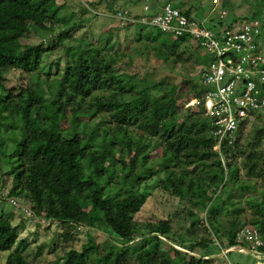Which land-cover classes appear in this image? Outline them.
<instances>
[{
	"label": "trees",
	"instance_id": "1",
	"mask_svg": "<svg viewBox=\"0 0 264 264\" xmlns=\"http://www.w3.org/2000/svg\"><path fill=\"white\" fill-rule=\"evenodd\" d=\"M228 2L221 0L219 8L225 10ZM112 4H106L110 13ZM96 6L85 4L82 12ZM178 6L191 17V4ZM57 9L55 0H0V150L10 160L7 171L0 167L2 200H16V207L9 204L16 211L30 204L35 216L30 219L72 225L78 231L94 230L122 242L106 240L98 246L88 236L81 251L65 252L61 264H125L131 259L135 264H212L209 257L226 249L251 252V245L237 236L252 228L264 236V129L246 132L252 122L238 129L234 142L222 145V162L213 150V128L203 109L177 105L204 91L199 72L207 65L208 55L188 37L160 32L146 34L144 41L149 44L134 47L131 53L119 49L112 33L105 38L101 34L100 46L71 40L72 29L54 40L51 26L62 21ZM212 17L210 26L216 20ZM258 17L254 13L243 20ZM30 33L63 45L59 78L39 81L44 56H51L54 45L45 49L42 43H22ZM149 49L157 61L183 68L193 59L190 74L176 78L144 65L132 72L134 59L148 57ZM59 64L54 61V75L59 74ZM12 70L32 74L33 84L17 92L7 89V74ZM50 72L51 67L46 77ZM100 123L106 126L100 128ZM10 129H20L22 137L7 155L4 137ZM128 129H136L138 136H128ZM117 139L124 140L123 147L116 146ZM151 152H158L159 157L151 160ZM156 175L164 192L197 201L196 210L188 213L196 219L192 226L204 220L214 237L225 240V246L205 239L178 242L169 237L167 221L139 224L134 220L146 200V188L140 187ZM228 185L240 193L252 187L256 191L246 198L250 220L243 216L239 200L222 199L220 192ZM224 205L231 210L227 222L220 219ZM200 212L204 219L198 217ZM11 219L0 213V252L9 253L3 264H31L23 255L27 243L18 241ZM164 239L173 245L159 251ZM255 251L264 255V244Z\"/></svg>",
	"mask_w": 264,
	"mask_h": 264
},
{
	"label": "rangeland",
	"instance_id": "2",
	"mask_svg": "<svg viewBox=\"0 0 264 264\" xmlns=\"http://www.w3.org/2000/svg\"><path fill=\"white\" fill-rule=\"evenodd\" d=\"M55 1L58 5V16H60L64 22L61 21L52 24L51 29L54 40L61 32L72 29V33L69 37L71 40L84 39L90 41L96 46H100L101 43L99 40L101 34H103L102 37L105 38L108 33H112L115 38L114 43L116 42L118 44L119 49L123 51V53H131L134 47L142 48V44H149V42L144 41V36L146 34H156L158 32L155 29L148 27L139 29L137 26L123 28L117 26V22L111 18L110 11L106 8L107 3H113L112 0ZM133 1L136 2L134 5L130 3V0H117L114 4H112L113 6L111 5L110 7L111 9L113 8L112 10L125 9L130 11L132 14L142 15V1ZM163 1L165 0H161V2ZM212 1L213 0H170L171 4L176 7H179L178 5L181 6V3L186 5L191 4L193 6L191 18L199 22H202L204 20L203 18L210 13L213 5ZM89 3L97 4L96 9L90 8V10L86 13H83V7L85 4ZM216 10L219 12L222 9L217 8ZM225 10L228 13L226 18L227 22L231 20L232 17L243 20L244 17H252L254 13H257L259 15L258 20L264 23V0H229ZM212 16H217V14L213 13L209 15L210 19L213 18ZM214 22H217V19ZM204 24L208 28H212L208 25L207 21H205ZM21 42L33 45L42 43L45 49L54 45L53 50L51 51V56H44L43 63L41 64V68L38 72L39 81L43 83L45 80H53L60 77V72L62 71L61 68L64 63V60L62 59L63 45L58 43L55 45L48 39L42 40L33 33L26 35ZM260 51L264 56V36L260 39ZM134 60L133 68H131L132 72L138 71L137 68L141 69L142 65H144L146 68L150 69L158 68L163 73L175 76L176 78H178L179 75L187 76L190 74V67L194 62L192 59L190 64L186 65L185 68L180 65L175 66L170 63H162V61L160 62L155 59L152 49H149L148 57L143 55L139 58H135ZM54 61H59L60 63L58 75L53 74ZM50 67L51 72L48 78L46 77V73H48ZM196 69L198 68L196 67L195 71H197ZM33 82L34 77L32 74L22 73L19 70H12L7 74L5 87L17 92L24 87L32 85ZM184 101V99L179 100L177 105H180V103L183 104ZM183 109L186 108L183 106ZM103 116L109 117L107 114ZM96 121L99 122V118L96 117L95 122ZM104 126H106L104 123H100V128H103ZM255 128L264 129V119H256L252 122L248 129H245V131L251 132ZM110 130L112 131V129ZM101 131L102 129L99 130V133H101ZM128 131V136H138V131L136 129H128ZM21 137L22 132L20 129H10L6 132L4 138H6L7 141L4 147H7V155L10 153V150L14 148L15 143L20 140ZM128 138L129 137L126 139ZM86 140H88V137ZM116 141L117 147L120 148L124 146V140L117 139ZM157 157H159L158 152H151V160ZM9 161L10 160L7 158L2 157V151L0 150V167H2V170L7 171L10 168ZM138 168L139 167L135 169L136 172L139 171ZM116 179L118 180V177L114 180ZM159 179V175L153 176L151 180L143 183L140 187V189H143L144 187L146 188V200L140 211L135 215L134 220L139 224L158 223L159 221L165 220L170 225L169 237L178 242L184 241L186 243H197L201 239H205L206 241H211L225 246V240L220 237H214L204 220L202 222L195 221V225L192 226L191 223L195 217H189L188 213L191 210L193 212L196 210L197 201H193V199L191 200L190 198L181 200L170 195L168 192H164L159 187ZM242 179H244V177L241 178V180ZM253 184H255V182L250 181V185ZM252 188L247 192L240 193L237 192L234 186L228 185L222 189L220 193L222 194V199L232 198L234 200H239L241 202V207L243 208V216L250 220L252 213L248 209L246 198L253 197L256 194V191ZM7 189L5 190L8 191ZM256 189H260L259 184L256 186ZM228 194H230V196H228ZM218 202L217 206L221 203L220 201ZM26 206L30 208V204H26ZM223 210L224 211L222 212V215H220V219L222 222H227L230 217L227 213L231 212L229 205H224ZM1 212L6 216L12 217L11 223L17 228L18 241H26L27 246L23 255L31 264H61L65 252L70 249L81 251L83 246L87 243L88 236H91L92 239H94L95 244L98 246H101V244L106 240L122 245L121 241L109 238L107 235L94 230L85 231L81 229L78 231L77 228L72 225H63L52 221H46L42 218H27L20 211L14 210V208L9 205L8 201L2 200V197L0 196V213ZM225 213L227 216H225ZM197 215L198 217L204 219V213L200 212L197 213ZM66 233L71 236V240H66ZM168 239L161 241V244L158 247L159 251H165L170 245H173ZM137 240L139 241L140 239L138 238ZM16 248L17 245H15L13 249ZM175 249L186 252L180 247H175ZM214 250L217 251L216 248H214ZM227 250L228 249L221 251L220 254L210 256L209 258L211 259L212 264H264V255L257 254L256 251L250 252L247 249L239 250L237 248H231L228 250L230 253L227 254ZM8 254V252H0V264L5 262ZM171 256H173V253H171ZM125 264H135V261L131 259Z\"/></svg>",
	"mask_w": 264,
	"mask_h": 264
},
{
	"label": "built area",
	"instance_id": "3",
	"mask_svg": "<svg viewBox=\"0 0 264 264\" xmlns=\"http://www.w3.org/2000/svg\"><path fill=\"white\" fill-rule=\"evenodd\" d=\"M141 1L142 15L125 9H115L110 13L117 26L148 27L175 37H188L208 55L207 65L199 72V83L204 91L199 95H189L183 106L203 109L204 117L210 120L213 128V150L223 162L222 145L232 144L238 129L245 124L258 117L264 118V56L260 51L264 24L259 20L231 19L227 22V11L216 10L220 0L212 1L210 13L202 22L187 17L171 3ZM213 13L217 14L214 16L217 22H211L212 28H208L204 22L210 24L209 15ZM4 199L11 206L18 205L12 198ZM20 211L27 218L35 217L26 205H20ZM241 237L251 245V251L264 244V236L254 228L239 231L237 239Z\"/></svg>",
	"mask_w": 264,
	"mask_h": 264
},
{
	"label": "crops",
	"instance_id": "4",
	"mask_svg": "<svg viewBox=\"0 0 264 264\" xmlns=\"http://www.w3.org/2000/svg\"><path fill=\"white\" fill-rule=\"evenodd\" d=\"M159 2H161L160 0H158Z\"/></svg>",
	"mask_w": 264,
	"mask_h": 264
}]
</instances>
